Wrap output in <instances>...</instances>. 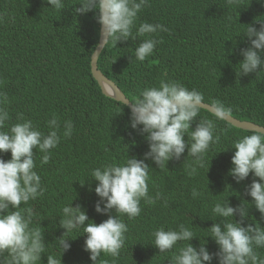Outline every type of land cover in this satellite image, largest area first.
I'll return each mask as SVG.
<instances>
[{"label": "trees", "instance_id": "obj_1", "mask_svg": "<svg viewBox=\"0 0 264 264\" xmlns=\"http://www.w3.org/2000/svg\"><path fill=\"white\" fill-rule=\"evenodd\" d=\"M63 2L65 8L56 10L46 0H0V72L7 83L5 93L9 102L5 107L9 115L17 119V114L22 113L26 119L45 127L53 114L61 127L67 120L73 123L71 136H61L59 145L51 150L49 162L37 164L44 194L21 207L33 210V227L41 222L48 244L46 254L61 257L62 264H92L90 253L84 250L87 234H82V230L62 237L70 244L62 254L58 240L65 232L59 226L61 209L73 200L72 206L81 205L89 220L97 224L106 220L107 214L95 211L99 197L94 189L98 181L89 180L90 170L118 162L110 147L116 141L119 150H123V157L128 154L138 159L143 158L149 145L131 128L130 108L104 95L92 74L91 56L101 31L95 10L76 14L73 8L80 7V0ZM260 12V0H237L232 4L227 0H149V5L138 13L132 29L136 38L116 44L110 37L100 56L99 67L130 100L134 101L145 87L159 86L161 81H178L189 89L199 90L204 98L222 103L235 117L256 118L262 124L264 73L239 75V46L249 22L245 14ZM142 22L162 24L168 31L151 34L150 38L160 43L152 55L140 62L135 59V48L149 38L148 34L136 36V29ZM36 67L40 71L33 79L42 78V82L24 83V74ZM69 74L77 75V91L66 104H57L54 93ZM202 109L192 122V129L199 119H208L215 126L214 138L219 137V142L210 145L205 154V167H197L196 172L190 174L187 165L192 158L186 159L187 149L180 160L172 159L162 168L151 159L146 160L152 168L147 181L148 195L155 202L142 199L141 214L135 219H128L126 215L119 217L128 228L120 255L113 258L102 253L99 261L170 264L181 243L187 242H178L173 250L159 253L152 244V233L162 226L166 230L176 229L181 223L197 236L190 241L194 247L198 249L205 239L210 253L218 251L215 241L206 237L210 233L204 229L214 223L209 218H213L211 208L215 202L228 199L233 207L251 202L252 198L246 194V186L252 182L251 173L240 183L228 173L232 167L230 155L235 152L231 147L236 140L253 131L218 120ZM88 129L95 130L91 137ZM193 188L201 193L195 199L191 195ZM112 214L115 215L114 209ZM234 219L239 220V215ZM254 220L264 227L261 214L252 206L244 225ZM215 222H219V218ZM258 251L264 254V248ZM46 254H41V264H47ZM212 264H218V260L214 258Z\"/></svg>", "mask_w": 264, "mask_h": 264}, {"label": "clouds", "instance_id": "obj_2", "mask_svg": "<svg viewBox=\"0 0 264 264\" xmlns=\"http://www.w3.org/2000/svg\"><path fill=\"white\" fill-rule=\"evenodd\" d=\"M227 2L232 4L237 0H227ZM46 3L56 10L65 8L63 0H46ZM79 5L80 7L73 8L74 13L85 14L95 10V19L101 25L102 32L107 34V40L111 37L117 44L120 41L136 38L132 29L138 13L149 5V0H80ZM260 6L262 12L245 14L246 18L249 17V22L239 46L241 61L239 75L242 76L264 73V0H260ZM158 31H168V29L159 23L142 22L139 25L136 36L148 34L149 38L144 39L135 48L136 60L143 62L153 54L160 41L150 37ZM100 70L109 80L116 83L102 69ZM39 71L38 67L27 71L23 76V82L36 83L39 80L42 82V78L33 79L34 76H38L35 73ZM76 76L69 74L58 85V91L53 96L57 104H66L76 93L78 87ZM94 78L96 79L95 76ZM4 79L0 72V264H38V262L41 264V254L47 253L48 245L44 240L43 227L41 222L39 226L33 227V210L21 206L44 194L41 176L36 171L37 164L40 162L43 165L49 162L51 150L59 145L61 136H71L73 123L67 120L61 127L55 114L47 121L48 127L44 124L39 126L32 119H26L22 113H18L15 119L9 115L5 107L9 100L5 93L7 83H4ZM97 82L99 83L98 80ZM101 90L107 97L115 99L107 95L102 87ZM127 101L128 103H122L130 108V126L148 143L149 150L144 153L142 159L128 154L127 157H123V150H119V143L116 141L110 144V147L118 162L90 170L89 180L98 181L94 189L99 197L95 211L107 214L106 220L99 224L89 220L86 210L81 205L72 206L73 200L62 207L59 216V226L65 229L58 239L63 250L62 254L70 248L68 239L62 237L74 230H82V234H87L84 250L90 253L92 264L98 262L108 264L107 260L99 261L102 253L113 258L120 255L125 243V233L128 231L126 223L119 218L120 216L126 215L128 219H135L141 214L142 199L155 202L148 195L147 181L149 170L152 168L145 161L151 159L162 168L172 159L180 160L187 149L186 159L192 158L187 166L191 170L190 174L195 173L197 167H205V154L210 145L219 142L218 136L214 138L215 126L211 120L199 119L195 128L191 127L200 109L204 107L202 105H206L204 111L211 113L218 120L227 121L225 119L227 114L234 116L222 103L204 98L199 90L189 89L178 81H161L159 86L145 87L134 101ZM242 121L264 128V120L262 124L256 118ZM235 127L253 132L236 140L231 147L235 152L230 155L232 167L228 174L240 183L251 173L252 182L246 186V194L252 200L250 203L247 201V205L241 202L240 205L233 207L229 200L225 199L215 202L212 206L213 218L209 219L214 223L204 230L210 233L206 237H211L218 246V251L215 253L208 251L205 239L198 249L194 247L190 241L197 236L183 223L176 229L166 230L162 226L155 230L152 233L154 237L152 244L159 253L173 250L178 242H187L181 243L172 256L170 264H212L214 258L218 260V264H264V254L258 251L264 248V227L255 220L244 225L245 219L249 216V208L252 206L258 210L261 219L264 220V132L254 128ZM88 130L91 137L95 130ZM186 133H188L187 140H185ZM210 163L211 161L208 163L207 172ZM191 195L195 199L201 193L193 188ZM156 198H159V194ZM113 209L115 215L112 214ZM236 214L239 215V220L234 219ZM218 218L219 222H215ZM46 255L47 264H62L61 257L58 259L52 254Z\"/></svg>", "mask_w": 264, "mask_h": 264}, {"label": "water", "instance_id": "obj_3", "mask_svg": "<svg viewBox=\"0 0 264 264\" xmlns=\"http://www.w3.org/2000/svg\"><path fill=\"white\" fill-rule=\"evenodd\" d=\"M109 39H110V37H109ZM109 39L107 40V34L102 32V27H101L99 44H98L96 51L94 52V54L92 56V71H93V74L96 77V79L99 81V84L101 85L103 91L107 95H109V96H111V97H113V98H115L118 101H121L123 103H128L127 100H130V99L126 96V94L122 91V89L116 83L109 80V78H107L98 67L99 56H100L102 50L107 45ZM202 106L205 107L206 105H202ZM225 119L235 126L242 127V128H246V127L247 128H254L256 130H260V131L264 132L263 127H259L255 124L251 123V122H248V121H242L240 119L235 118L234 116H232L230 114H227L225 116Z\"/></svg>", "mask_w": 264, "mask_h": 264}, {"label": "bare ground", "instance_id": "obj_4", "mask_svg": "<svg viewBox=\"0 0 264 264\" xmlns=\"http://www.w3.org/2000/svg\"><path fill=\"white\" fill-rule=\"evenodd\" d=\"M103 50H104V49H103ZM103 50H102V52H103ZM102 52H101V53H102ZM203 108H205V107H203Z\"/></svg>", "mask_w": 264, "mask_h": 264}]
</instances>
